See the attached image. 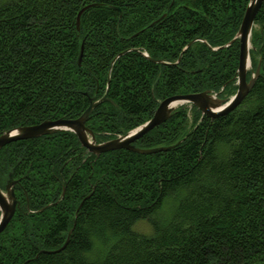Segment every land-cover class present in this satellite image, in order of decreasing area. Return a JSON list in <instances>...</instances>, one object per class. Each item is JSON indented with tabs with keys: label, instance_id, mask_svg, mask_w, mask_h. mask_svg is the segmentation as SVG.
Listing matches in <instances>:
<instances>
[{
	"label": "trees",
	"instance_id": "1",
	"mask_svg": "<svg viewBox=\"0 0 264 264\" xmlns=\"http://www.w3.org/2000/svg\"><path fill=\"white\" fill-rule=\"evenodd\" d=\"M249 2L0 0V136L76 120L106 92L86 123L97 144L169 97L228 101L239 44L226 45ZM254 26L250 93L215 119L182 105L133 144L167 151L97 157L69 131L3 147L0 190L11 176L17 205L0 264H264V1Z\"/></svg>",
	"mask_w": 264,
	"mask_h": 264
},
{
	"label": "water",
	"instance_id": "2",
	"mask_svg": "<svg viewBox=\"0 0 264 264\" xmlns=\"http://www.w3.org/2000/svg\"><path fill=\"white\" fill-rule=\"evenodd\" d=\"M263 1L264 0H250L236 37L233 39V41H231V43L226 45L227 47L234 41H238L239 43L237 91L228 101L220 99L217 94H213L209 91L198 94L169 97L159 103L158 108L154 112L151 119L145 122L143 125L130 131L124 136H120L114 140L102 144H97L93 133L86 127V123L92 110L97 105L106 100V92L99 101L91 102L86 111L76 120L70 121L60 119L57 121H45L39 125L21 127L5 132L0 136V150L12 142L36 139L58 132L69 131L77 137L81 147L85 148L90 154H93L97 157L101 154L116 150H126L139 155H153L167 151L168 148L140 149L136 148L133 144L153 129L168 121L172 113L179 106L185 104L192 105L196 107L202 113V115L211 119H215L225 116L235 110L244 101V99L254 87V84L259 76V65L253 72L249 81L246 80V73L249 68L251 69L249 56V50L251 48V33L254 28L255 17ZM92 6L93 5H88L78 12L76 17L77 30L79 29L81 15ZM116 10L119 11L117 8ZM82 52L83 44L81 46L78 65L81 63ZM109 85L110 80L108 78L106 91H108ZM9 179L10 180L6 184L5 191L0 190V233H2L8 226L16 211L17 202L12 189L15 182L11 181V176ZM63 195L64 192L62 193V196ZM67 243L68 238L64 245L59 250H57V252L63 250Z\"/></svg>",
	"mask_w": 264,
	"mask_h": 264
},
{
	"label": "rangeland",
	"instance_id": "3",
	"mask_svg": "<svg viewBox=\"0 0 264 264\" xmlns=\"http://www.w3.org/2000/svg\"><path fill=\"white\" fill-rule=\"evenodd\" d=\"M1 1H5V0H1ZM134 230L144 234L150 233V227L144 222L138 223L136 226H134Z\"/></svg>",
	"mask_w": 264,
	"mask_h": 264
},
{
	"label": "flooded vegetation",
	"instance_id": "4",
	"mask_svg": "<svg viewBox=\"0 0 264 264\" xmlns=\"http://www.w3.org/2000/svg\"><path fill=\"white\" fill-rule=\"evenodd\" d=\"M255 22V21H254ZM254 28H255V26H254ZM253 28V29H254ZM252 34V33H251ZM239 44V43H238ZM251 49V48H250ZM250 51V50H249ZM250 70V68L247 70V72ZM247 74V73H246ZM236 85H237V83H236ZM165 100V99H164ZM163 101V100H162ZM158 108V107H157Z\"/></svg>",
	"mask_w": 264,
	"mask_h": 264
}]
</instances>
